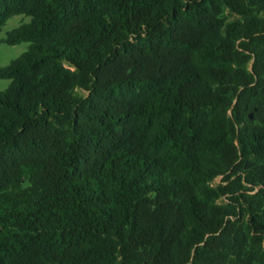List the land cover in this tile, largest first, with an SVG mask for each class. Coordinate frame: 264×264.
Returning a JSON list of instances; mask_svg holds the SVG:
<instances>
[{"label": "trees", "instance_id": "obj_1", "mask_svg": "<svg viewBox=\"0 0 264 264\" xmlns=\"http://www.w3.org/2000/svg\"><path fill=\"white\" fill-rule=\"evenodd\" d=\"M14 16L0 264H264V0H0V33Z\"/></svg>", "mask_w": 264, "mask_h": 264}, {"label": "rangeland", "instance_id": "obj_2", "mask_svg": "<svg viewBox=\"0 0 264 264\" xmlns=\"http://www.w3.org/2000/svg\"><path fill=\"white\" fill-rule=\"evenodd\" d=\"M30 21L29 18L24 16H14L10 18L0 33V68L6 67L11 61L22 55L28 47L27 43H21L15 46H8L2 43V39L7 32L16 29L21 24H26ZM9 81L0 80V92L7 88ZM220 181V178L216 180V183Z\"/></svg>", "mask_w": 264, "mask_h": 264}, {"label": "water", "instance_id": "obj_3", "mask_svg": "<svg viewBox=\"0 0 264 264\" xmlns=\"http://www.w3.org/2000/svg\"><path fill=\"white\" fill-rule=\"evenodd\" d=\"M252 118V116L251 115H249V119H251Z\"/></svg>", "mask_w": 264, "mask_h": 264}]
</instances>
